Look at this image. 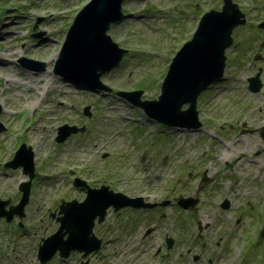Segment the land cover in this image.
Here are the masks:
<instances>
[{"label": "rangeland", "instance_id": "rangeland-1", "mask_svg": "<svg viewBox=\"0 0 264 264\" xmlns=\"http://www.w3.org/2000/svg\"><path fill=\"white\" fill-rule=\"evenodd\" d=\"M87 1L0 0V198L20 199L28 176L5 163L22 143L35 171L24 215L0 217V264H264V0H233L246 21L232 31L222 78L197 97L196 127L188 115L162 124L117 92L157 99L172 56L223 0H124L125 16L107 32L127 53L100 76L108 91L54 68ZM258 69L261 88L251 92L247 78ZM63 125L84 129L57 141ZM74 177L156 205L109 206L93 224L97 250L41 263L38 245L58 228L61 201L85 197ZM181 197L196 202L184 207Z\"/></svg>", "mask_w": 264, "mask_h": 264}, {"label": "water", "instance_id": "water-1", "mask_svg": "<svg viewBox=\"0 0 264 264\" xmlns=\"http://www.w3.org/2000/svg\"><path fill=\"white\" fill-rule=\"evenodd\" d=\"M124 0H88L76 13L69 26L65 39L55 60V72L78 82H85L93 89L111 90L100 79L106 71L117 66L127 53V48L121 47L107 32L111 23L119 22L124 16L122 3ZM246 15L233 0H223L220 9H210L203 13L191 37L184 41L172 57L167 72L162 80L157 99H141V90L118 91L117 93L140 106L152 118L166 125L184 124L185 115L192 117L194 127L200 126L197 119L196 102L199 94L212 83L219 81L225 68V49L231 45L233 29L245 23ZM264 27V20L259 23ZM26 65L34 60L21 57ZM36 62V61H34ZM43 69L44 63L40 62ZM29 66V65H27ZM260 69L255 75L248 77V87L258 91L261 87ZM187 103L185 109L181 105ZM90 114L88 106L85 107ZM67 127L65 135H58L57 141H62L68 134L83 130L76 125ZM3 125L0 123V129ZM264 137V134H263ZM28 152V153H27ZM27 153V155H26ZM6 166L22 165L23 173L28 179L23 181L19 189L22 194L16 204L0 198V217L10 221L17 214L23 216L24 206L28 202L30 184L34 176V165L29 148L23 143L15 152ZM74 184L86 187V195L82 200L72 199L62 201L56 219L59 226L50 235L43 237L38 245L37 257L41 263L47 262L57 251L62 257L68 256L71 250L82 252L86 256L97 250L101 244L93 232L95 218L101 222L109 206L115 210L124 206L151 207L154 204L144 202L142 197H131L120 191L110 189L108 185L90 187L81 178H75ZM184 207L193 205L196 199L191 197L179 199ZM226 201V205H227ZM264 235V226L261 230ZM172 238L167 239L168 247ZM83 264H88L84 262Z\"/></svg>", "mask_w": 264, "mask_h": 264}, {"label": "flooded vegetation", "instance_id": "flooded-vegetation-1", "mask_svg": "<svg viewBox=\"0 0 264 264\" xmlns=\"http://www.w3.org/2000/svg\"><path fill=\"white\" fill-rule=\"evenodd\" d=\"M228 206H229V205H228ZM228 206H227V207H228ZM127 208L131 209V207H127ZM149 230H150V229H148V231H146V232L149 233ZM198 258H199L198 255H194V259H195V260H197ZM208 259H209V260H208L209 264H212V263H213V260H216V259H214V257H209ZM211 259H213V260H211Z\"/></svg>", "mask_w": 264, "mask_h": 264}, {"label": "bare ground", "instance_id": "bare-ground-1", "mask_svg": "<svg viewBox=\"0 0 264 264\" xmlns=\"http://www.w3.org/2000/svg\"><path fill=\"white\" fill-rule=\"evenodd\" d=\"M47 88H49V87H47ZM46 91H47V90H46ZM224 152H225V153H224V156H225V157H230V156L232 155V154H231L230 156L227 155V152H226L225 150H224ZM263 166H264V162L261 161L260 164H259V167H263ZM80 189H81V188H80ZM91 252H92V251H91Z\"/></svg>", "mask_w": 264, "mask_h": 264}]
</instances>
